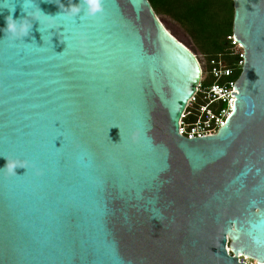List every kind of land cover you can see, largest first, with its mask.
Returning a JSON list of instances; mask_svg holds the SVG:
<instances>
[{
	"label": "water",
	"instance_id": "1",
	"mask_svg": "<svg viewBox=\"0 0 264 264\" xmlns=\"http://www.w3.org/2000/svg\"><path fill=\"white\" fill-rule=\"evenodd\" d=\"M23 2L0 0V168L27 165L0 171V264H264V0H234L236 101L190 139L203 69L149 0H34L55 17L17 39Z\"/></svg>",
	"mask_w": 264,
	"mask_h": 264
},
{
	"label": "built area",
	"instance_id": "2",
	"mask_svg": "<svg viewBox=\"0 0 264 264\" xmlns=\"http://www.w3.org/2000/svg\"><path fill=\"white\" fill-rule=\"evenodd\" d=\"M227 39L231 42L232 47L236 49L234 51L237 57L235 68L227 66L219 58L213 62V77L216 79L232 77L233 79L225 83H200L198 91L189 100L180 122L179 133L186 138L207 137L216 134L225 125L226 119L235 104L236 97L231 93L238 92L234 86L239 77L235 78V74L237 69L242 72L245 64V52L233 34L228 36ZM238 257L239 261L245 264H262L241 254Z\"/></svg>",
	"mask_w": 264,
	"mask_h": 264
},
{
	"label": "rangeland",
	"instance_id": "3",
	"mask_svg": "<svg viewBox=\"0 0 264 264\" xmlns=\"http://www.w3.org/2000/svg\"><path fill=\"white\" fill-rule=\"evenodd\" d=\"M225 2V0H217L213 8L208 11L198 13L199 11L196 10L197 19H195L196 26L194 30L190 24L181 20L178 14L177 17L167 11H160L157 14L168 31L189 47L197 56L203 69L202 84L214 76L213 62L217 54L216 49L227 29ZM235 50L233 49V51Z\"/></svg>",
	"mask_w": 264,
	"mask_h": 264
},
{
	"label": "trees",
	"instance_id": "4",
	"mask_svg": "<svg viewBox=\"0 0 264 264\" xmlns=\"http://www.w3.org/2000/svg\"><path fill=\"white\" fill-rule=\"evenodd\" d=\"M156 14L160 11H167L173 14L179 15L181 20H184L191 25L192 29L196 26L197 14L196 10L200 13L201 11H208L213 8L217 0H149ZM225 13H226V31L224 32L223 37L221 38V43L217 47V54L215 60L221 58L225 64L229 67L235 68L236 56L233 51L231 42L227 39L228 36L233 34V20H234V1L225 0ZM232 18L230 20V18ZM229 18V19H228ZM231 22H230V21ZM224 51V52H223ZM241 74V70H236L235 78H238ZM230 78L216 79L212 77L209 81L204 82L203 84H212L215 82L225 83Z\"/></svg>",
	"mask_w": 264,
	"mask_h": 264
},
{
	"label": "clouds",
	"instance_id": "5",
	"mask_svg": "<svg viewBox=\"0 0 264 264\" xmlns=\"http://www.w3.org/2000/svg\"><path fill=\"white\" fill-rule=\"evenodd\" d=\"M34 3H35L34 0H24L23 9H25L24 12L26 13V16H24L23 18L15 19L12 14L6 17V28L4 29L6 34L11 33L14 36H16L17 39H24V37L29 35L30 30L32 29V26H33L32 23L27 22L29 16H31L32 20L39 21V22H40V16L37 14V12L42 13L44 16H52V15L45 14L40 9L39 6H38V9L29 13L26 10V5L34 4ZM59 6L62 9V12L60 14L70 13L73 17H80V18H83L85 16H88V17L97 16L101 14L104 10L103 0H78V3L72 2L66 7H61L60 4ZM3 8H6V7L0 4V9H3ZM8 9H10L12 13L15 12V8H8ZM52 17H55V16H52ZM5 158L7 160V163L3 168H0V171L6 170L10 174L17 175L16 169L18 167L27 169L26 164L18 163L16 160H9L7 157Z\"/></svg>",
	"mask_w": 264,
	"mask_h": 264
},
{
	"label": "bare ground",
	"instance_id": "6",
	"mask_svg": "<svg viewBox=\"0 0 264 264\" xmlns=\"http://www.w3.org/2000/svg\"><path fill=\"white\" fill-rule=\"evenodd\" d=\"M247 257V256H246Z\"/></svg>",
	"mask_w": 264,
	"mask_h": 264
}]
</instances>
